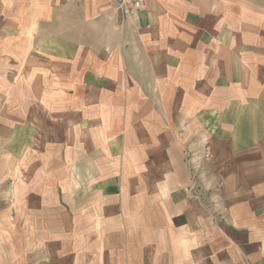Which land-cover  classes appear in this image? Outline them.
Instances as JSON below:
<instances>
[{
	"label": "crops",
	"instance_id": "obj_1",
	"mask_svg": "<svg viewBox=\"0 0 264 264\" xmlns=\"http://www.w3.org/2000/svg\"><path fill=\"white\" fill-rule=\"evenodd\" d=\"M7 77L0 264H264V0H0Z\"/></svg>",
	"mask_w": 264,
	"mask_h": 264
},
{
	"label": "rangeland",
	"instance_id": "obj_2",
	"mask_svg": "<svg viewBox=\"0 0 264 264\" xmlns=\"http://www.w3.org/2000/svg\"><path fill=\"white\" fill-rule=\"evenodd\" d=\"M1 79H5V81L7 83L10 84H21V79L22 78H18V77H7V78H0ZM1 99V98H0ZM2 108H0V112H1ZM19 110V112L22 111V109H16ZM203 150V148H201ZM199 152H201V150H199L198 152L195 151L193 153H191L190 156V161L192 164V172H193V180L196 182H199V184L201 185V187L196 191L197 188H195L196 193H199L201 191V194H199L200 196L204 197V198H210L213 195V190L209 187V184L211 181H213V179L210 177V174L208 172H206V168H202V164L204 159H206L207 157L201 156L199 155ZM199 155V156H198ZM202 158V160H201ZM195 162H197L195 164ZM194 163V164H193ZM199 164V165H197ZM195 166V168H194ZM202 170V171H201ZM202 188V189H201ZM199 191V192H198ZM194 196H198V194H195Z\"/></svg>",
	"mask_w": 264,
	"mask_h": 264
},
{
	"label": "built area",
	"instance_id": "obj_3",
	"mask_svg": "<svg viewBox=\"0 0 264 264\" xmlns=\"http://www.w3.org/2000/svg\"><path fill=\"white\" fill-rule=\"evenodd\" d=\"M112 1L124 18H130L132 16H135L138 12L142 11L147 4V0H112ZM196 163L197 162H195V164Z\"/></svg>",
	"mask_w": 264,
	"mask_h": 264
}]
</instances>
